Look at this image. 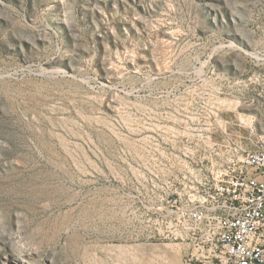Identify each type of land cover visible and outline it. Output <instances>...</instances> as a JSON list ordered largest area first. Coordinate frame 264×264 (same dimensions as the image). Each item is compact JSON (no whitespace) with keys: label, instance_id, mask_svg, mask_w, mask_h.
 Returning <instances> with one entry per match:
<instances>
[{"label":"rangeland","instance_id":"obj_1","mask_svg":"<svg viewBox=\"0 0 264 264\" xmlns=\"http://www.w3.org/2000/svg\"><path fill=\"white\" fill-rule=\"evenodd\" d=\"M263 127L264 0H0V264H225L179 214Z\"/></svg>","mask_w":264,"mask_h":264},{"label":"built area","instance_id":"obj_2","mask_svg":"<svg viewBox=\"0 0 264 264\" xmlns=\"http://www.w3.org/2000/svg\"><path fill=\"white\" fill-rule=\"evenodd\" d=\"M179 216L202 232L204 242L219 248L225 264L264 263V244L257 241L264 224V127L258 148L247 151L236 168L218 174Z\"/></svg>","mask_w":264,"mask_h":264},{"label":"crops","instance_id":"obj_3","mask_svg":"<svg viewBox=\"0 0 264 264\" xmlns=\"http://www.w3.org/2000/svg\"><path fill=\"white\" fill-rule=\"evenodd\" d=\"M257 241L260 242L261 244H264V224L260 227L258 231Z\"/></svg>","mask_w":264,"mask_h":264},{"label":"bare ground","instance_id":"obj_4","mask_svg":"<svg viewBox=\"0 0 264 264\" xmlns=\"http://www.w3.org/2000/svg\"><path fill=\"white\" fill-rule=\"evenodd\" d=\"M24 261H25V264H33L32 262H30L28 260L26 261L25 258H24Z\"/></svg>","mask_w":264,"mask_h":264}]
</instances>
